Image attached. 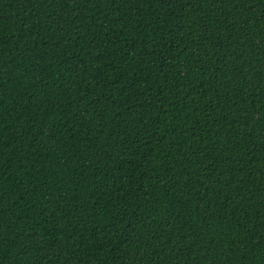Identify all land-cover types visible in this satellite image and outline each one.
Instances as JSON below:
<instances>
[{
  "label": "trees",
  "instance_id": "trees-1",
  "mask_svg": "<svg viewBox=\"0 0 264 264\" xmlns=\"http://www.w3.org/2000/svg\"><path fill=\"white\" fill-rule=\"evenodd\" d=\"M0 264H264V0H0Z\"/></svg>",
  "mask_w": 264,
  "mask_h": 264
}]
</instances>
